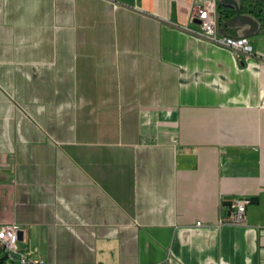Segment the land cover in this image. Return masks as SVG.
Returning <instances> with one entry per match:
<instances>
[{"label":"crops","instance_id":"obj_1","mask_svg":"<svg viewBox=\"0 0 264 264\" xmlns=\"http://www.w3.org/2000/svg\"><path fill=\"white\" fill-rule=\"evenodd\" d=\"M193 2L0 0V221L30 254L264 264V33L235 12V54Z\"/></svg>","mask_w":264,"mask_h":264},{"label":"built area","instance_id":"obj_2","mask_svg":"<svg viewBox=\"0 0 264 264\" xmlns=\"http://www.w3.org/2000/svg\"><path fill=\"white\" fill-rule=\"evenodd\" d=\"M194 11L192 18H196L202 28L201 35L219 45L230 48L233 53L251 54L252 47L245 36H232L220 34L217 22L216 0H194L192 4ZM249 199L236 198L232 202L233 213L227 221L234 224H245V211ZM200 224V222H197ZM264 237V226L259 227ZM23 232L14 220L10 222L0 221V245L5 248L6 258L4 264H47L42 257L32 255L27 249L19 246V241L25 238L20 236Z\"/></svg>","mask_w":264,"mask_h":264},{"label":"trees","instance_id":"obj_3","mask_svg":"<svg viewBox=\"0 0 264 264\" xmlns=\"http://www.w3.org/2000/svg\"><path fill=\"white\" fill-rule=\"evenodd\" d=\"M240 13L251 15L258 22L257 33H264V4L259 0H237ZM236 12L234 5H228L217 1V22L219 26H224L225 21L232 17ZM225 27V26H224ZM6 251L0 245V264H4Z\"/></svg>","mask_w":264,"mask_h":264},{"label":"rangeland","instance_id":"obj_4","mask_svg":"<svg viewBox=\"0 0 264 264\" xmlns=\"http://www.w3.org/2000/svg\"><path fill=\"white\" fill-rule=\"evenodd\" d=\"M26 230V229H25ZM26 232V237L24 240L22 241H19V246L22 247L23 249H27L29 250V247H28V237H27V231Z\"/></svg>","mask_w":264,"mask_h":264},{"label":"water","instance_id":"obj_5","mask_svg":"<svg viewBox=\"0 0 264 264\" xmlns=\"http://www.w3.org/2000/svg\"><path fill=\"white\" fill-rule=\"evenodd\" d=\"M260 2H262L264 4V0H259ZM223 2L225 3L226 1L223 0ZM228 5H234L235 9H236V14H239V7L238 4L235 0H230L229 2H226Z\"/></svg>","mask_w":264,"mask_h":264}]
</instances>
